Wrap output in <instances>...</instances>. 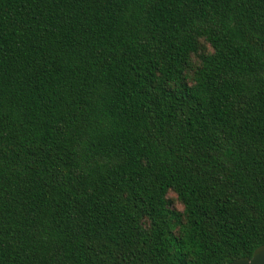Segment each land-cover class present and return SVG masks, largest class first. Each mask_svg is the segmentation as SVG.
Listing matches in <instances>:
<instances>
[{"label": "trees", "instance_id": "16d2710c", "mask_svg": "<svg viewBox=\"0 0 264 264\" xmlns=\"http://www.w3.org/2000/svg\"><path fill=\"white\" fill-rule=\"evenodd\" d=\"M263 243L264 0H0V264Z\"/></svg>", "mask_w": 264, "mask_h": 264}, {"label": "water", "instance_id": "95a60500", "mask_svg": "<svg viewBox=\"0 0 264 264\" xmlns=\"http://www.w3.org/2000/svg\"><path fill=\"white\" fill-rule=\"evenodd\" d=\"M224 264H264V243L255 247L249 257H238Z\"/></svg>", "mask_w": 264, "mask_h": 264}, {"label": "clouds", "instance_id": "9594fccd", "mask_svg": "<svg viewBox=\"0 0 264 264\" xmlns=\"http://www.w3.org/2000/svg\"><path fill=\"white\" fill-rule=\"evenodd\" d=\"M209 52H211V49H209ZM171 195H172V198H173L174 200L177 199L175 194H171ZM177 210H181L179 204H177Z\"/></svg>", "mask_w": 264, "mask_h": 264}, {"label": "rangeland", "instance_id": "374dc122", "mask_svg": "<svg viewBox=\"0 0 264 264\" xmlns=\"http://www.w3.org/2000/svg\"><path fill=\"white\" fill-rule=\"evenodd\" d=\"M168 195H169V196H171V194H170V193H168Z\"/></svg>", "mask_w": 264, "mask_h": 264}]
</instances>
